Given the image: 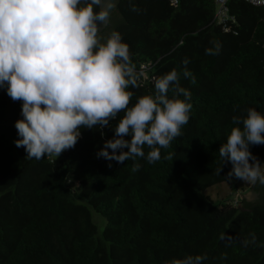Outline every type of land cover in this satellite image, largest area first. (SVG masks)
Instances as JSON below:
<instances>
[{
    "label": "trees",
    "instance_id": "16d2710c",
    "mask_svg": "<svg viewBox=\"0 0 264 264\" xmlns=\"http://www.w3.org/2000/svg\"><path fill=\"white\" fill-rule=\"evenodd\" d=\"M133 3L138 11L115 0L98 31L103 38L115 29L128 45L137 73L129 105L152 94L159 76L186 68L195 78L179 81L191 92L189 121L158 161L137 157L136 171L131 159L96 155L113 135L107 126L81 128L56 157L29 159L14 143L20 101L0 88V264H172L186 254H206L203 264H264V184L255 203L203 193L222 182L235 189L239 179L226 176L231 163H221L218 148L234 116L264 113V6L228 0L234 20L224 31L211 21L214 0ZM213 42L218 53L205 54ZM249 148L264 165V144ZM91 211L104 219L101 231Z\"/></svg>",
    "mask_w": 264,
    "mask_h": 264
},
{
    "label": "clouds",
    "instance_id": "9594fccd",
    "mask_svg": "<svg viewBox=\"0 0 264 264\" xmlns=\"http://www.w3.org/2000/svg\"><path fill=\"white\" fill-rule=\"evenodd\" d=\"M105 3L111 7L114 0H0V88L20 101L14 143L23 146L25 157H56L75 145L81 128L107 126L113 135L96 155L118 164L131 159L136 171L137 157L158 161L160 148L168 147L189 121L191 92L179 81L181 74L193 82L195 78L186 68L159 76L152 94L129 105L136 68L119 31L98 36V23L108 16ZM96 5L101 7L94 11ZM129 6L138 11L133 0ZM219 47L213 42L205 54L215 55ZM232 120L234 126L218 148L221 163H231L226 176L264 184L261 161L249 148L264 144V113L248 108L245 116ZM207 259L206 254H186L172 264H203Z\"/></svg>",
    "mask_w": 264,
    "mask_h": 264
},
{
    "label": "rangeland",
    "instance_id": "374dc122",
    "mask_svg": "<svg viewBox=\"0 0 264 264\" xmlns=\"http://www.w3.org/2000/svg\"><path fill=\"white\" fill-rule=\"evenodd\" d=\"M261 169L264 170V165L261 166ZM235 186L236 187L234 189L233 186H230L228 183L222 182L220 184H215L206 188L203 193L208 195L214 201L229 199L237 204V202L241 200L242 196L245 195L248 190H251L253 184L239 180L236 182ZM95 217L101 221L99 225L94 222L97 225L98 231H101L104 219L99 214L91 211V218L93 221Z\"/></svg>",
    "mask_w": 264,
    "mask_h": 264
},
{
    "label": "built area",
    "instance_id": "2783aa9c",
    "mask_svg": "<svg viewBox=\"0 0 264 264\" xmlns=\"http://www.w3.org/2000/svg\"><path fill=\"white\" fill-rule=\"evenodd\" d=\"M171 4H177L180 0H168ZM245 2L254 5V6H264V0H244ZM228 0H214V12L212 17V22L216 25L222 27L224 31H228V27L226 25L227 21L233 22V15H231L228 11L227 7ZM264 20V18H263ZM264 47V42H263ZM264 66V65H263Z\"/></svg>",
    "mask_w": 264,
    "mask_h": 264
},
{
    "label": "water",
    "instance_id": "95a60500",
    "mask_svg": "<svg viewBox=\"0 0 264 264\" xmlns=\"http://www.w3.org/2000/svg\"><path fill=\"white\" fill-rule=\"evenodd\" d=\"M104 7L108 8V16L106 17L105 20L103 21H100L98 23V28H99V31H101L105 26L106 24L108 23V20H109V16L110 14L112 13V11L114 10V6H115V0H114V4L113 6L111 7H108V5L105 3L103 5ZM101 7L100 5H98V8ZM258 183H255L253 184L251 190H248L245 195L242 196V198L248 202V203H255L257 201H259V198H260V192L258 190Z\"/></svg>",
    "mask_w": 264,
    "mask_h": 264
},
{
    "label": "flooded vegetation",
    "instance_id": "af4514ba",
    "mask_svg": "<svg viewBox=\"0 0 264 264\" xmlns=\"http://www.w3.org/2000/svg\"><path fill=\"white\" fill-rule=\"evenodd\" d=\"M98 5L94 6V11L97 10ZM259 192L261 193V186H259Z\"/></svg>",
    "mask_w": 264,
    "mask_h": 264
}]
</instances>
